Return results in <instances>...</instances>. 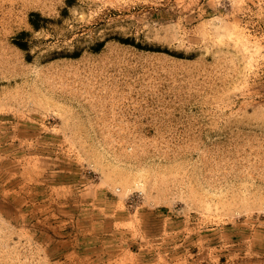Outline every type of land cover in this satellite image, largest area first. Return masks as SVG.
I'll return each mask as SVG.
<instances>
[{
  "label": "rangeland",
  "instance_id": "1",
  "mask_svg": "<svg viewBox=\"0 0 264 264\" xmlns=\"http://www.w3.org/2000/svg\"><path fill=\"white\" fill-rule=\"evenodd\" d=\"M0 264H264V0H0Z\"/></svg>",
  "mask_w": 264,
  "mask_h": 264
}]
</instances>
